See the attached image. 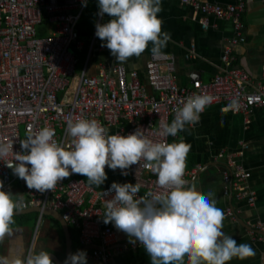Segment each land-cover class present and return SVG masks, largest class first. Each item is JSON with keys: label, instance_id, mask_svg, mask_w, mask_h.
Masks as SVG:
<instances>
[{"label": "built area", "instance_id": "obj_1", "mask_svg": "<svg viewBox=\"0 0 264 264\" xmlns=\"http://www.w3.org/2000/svg\"><path fill=\"white\" fill-rule=\"evenodd\" d=\"M88 3L89 0H0V143L13 145V153L21 152L22 132L27 137L45 126L56 131V141L70 147L67 121L81 118L99 121L109 134L127 136L142 129L154 142H177L176 137L157 133L162 124L174 119L175 109L182 107V101L194 93L212 95L216 97L212 105L224 104L225 111L245 118L255 108L264 107V84L247 89L248 77L235 63L229 47L221 56L219 73L207 83L192 81L187 87L177 84L174 58L166 53L158 57L150 54L144 77L121 65L100 66L96 74H87L94 39L85 49L77 24ZM181 3L204 17L230 19L234 27L230 44L244 41L241 14L245 11V0H235L234 5L227 7L201 0H181ZM47 25L52 32L38 35L37 28ZM202 25L205 27L206 19ZM232 98L239 100L238 110H227ZM216 157L225 158L220 172L224 196L252 204L250 174L236 163L238 156L219 153ZM13 160L9 154L0 161L2 188L17 181L26 197L23 208L58 213L78 233L82 247L96 243L87 255V264H110L117 234L114 225L105 224L102 216L107 200L115 195L114 191L111 196L104 195L111 184L104 182V186L96 189L77 177L79 174H72L58 182L54 190L40 193L28 189L25 181L7 167L6 163H18ZM144 165L143 160L132 165L124 170L127 175H122L120 169L114 170L122 179L118 184L138 183L137 198L146 197L149 192L164 193L156 184V174ZM198 169L199 166L186 171L184 178L187 180ZM108 171L113 170L106 166L105 172ZM224 216L236 218L233 203L227 206ZM256 226L257 231L262 227L259 223Z\"/></svg>", "mask_w": 264, "mask_h": 264}, {"label": "clouds", "instance_id": "obj_2", "mask_svg": "<svg viewBox=\"0 0 264 264\" xmlns=\"http://www.w3.org/2000/svg\"><path fill=\"white\" fill-rule=\"evenodd\" d=\"M98 15L112 19L95 25V35L120 63L141 57L151 43L153 57L171 39L162 31L161 0H98ZM216 97L192 94L175 109L170 124L161 125L157 133L177 137L188 126H195L200 115L212 105ZM239 100L232 98L227 110H238ZM66 132L70 147L56 141V131L48 126L30 132L20 142L21 152L13 153V145L0 143V161L9 154L18 163H6L13 174L25 181L28 189L40 193L54 190L58 182L72 174L87 178L89 185L100 187L107 175L105 167L124 170L145 161V167L156 174V184L162 194L149 192L137 198L140 185L113 183L104 192L115 195L107 200L104 223L134 237L151 258V264H227L236 258L245 260L256 255L249 244L240 243L222 231L224 214L216 207L213 193L204 194L189 185L184 178L186 160L191 145L180 138L178 142H154L142 129L127 136L109 134L99 121L77 119L67 121ZM30 165L31 167H27ZM3 185L0 184V188ZM24 206L22 199L0 191V243L13 234L14 215ZM0 264H53L46 250L38 253L20 251L18 255L0 256ZM64 264H87V253L69 254Z\"/></svg>", "mask_w": 264, "mask_h": 264}, {"label": "crops", "instance_id": "obj_3", "mask_svg": "<svg viewBox=\"0 0 264 264\" xmlns=\"http://www.w3.org/2000/svg\"><path fill=\"white\" fill-rule=\"evenodd\" d=\"M201 1L224 7L235 4V0ZM161 7L158 18L163 22L162 31L171 37L162 53L174 58L179 86H190L192 81L209 82L220 72L221 56L226 47L231 48L236 58L235 63L246 73L249 82L247 89H256L264 84V0H245V11L241 14L244 41L236 45L230 44L234 36L230 19L204 17L183 5L181 0H161ZM98 12V0H89L77 24L85 49L89 48L85 46L86 43L90 45L98 19L100 18V24L112 19L107 14L101 18ZM205 19L204 27L202 20ZM102 43L106 41H101L95 36L87 74H96L100 66L121 65L128 71L140 73L141 77L145 76L146 63L152 54L151 43L141 57H132L123 64H120L106 47H101ZM223 107L224 104L218 103L205 109L199 122L178 133L176 140L178 142L183 138L185 143L191 145L186 160V171L200 167L188 175L189 185L204 194L212 192L216 207L220 208L223 214L227 206L233 203L237 216L234 219L224 216L222 231L225 235L233 237L238 244H249L255 250L254 257L245 260L234 258L227 264H264V107L252 110L248 118L234 115ZM169 142L173 143L171 140ZM219 153L224 156L237 155L236 163L249 172L248 187L254 196L252 204L246 200L236 201L235 198L224 196L220 172L225 158H217ZM106 175L107 184L122 181L114 171H108ZM0 191L12 194L13 199H22L24 203L26 201L17 181L6 189L0 188ZM104 215L105 212L103 221ZM13 219V234L0 243V256L18 255L21 250H34L37 253L46 250L50 257L56 259L52 261L53 264H64L69 254L84 251L88 255L97 246L95 243L82 247L78 233L73 227L66 225L69 240L67 250V241L61 225L49 215L40 216L34 208L22 207ZM258 223L262 226L259 231L256 226ZM116 234L117 242L111 247L110 264H151V258L139 241L118 229Z\"/></svg>", "mask_w": 264, "mask_h": 264}, {"label": "water", "instance_id": "obj_4", "mask_svg": "<svg viewBox=\"0 0 264 264\" xmlns=\"http://www.w3.org/2000/svg\"><path fill=\"white\" fill-rule=\"evenodd\" d=\"M36 210V212H38L39 214L41 213L42 215L43 214H46V215H49L50 217H52L53 219H55L62 227V230L65 234V237H66V241H67V250L68 249V245H69V240H68V237H67V226L65 224V222H63L58 213L54 212V211H51L49 209H39V208H34ZM69 254V253H68ZM52 261H56V259H54L53 257H51Z\"/></svg>", "mask_w": 264, "mask_h": 264}, {"label": "rangeland", "instance_id": "obj_5", "mask_svg": "<svg viewBox=\"0 0 264 264\" xmlns=\"http://www.w3.org/2000/svg\"><path fill=\"white\" fill-rule=\"evenodd\" d=\"M97 23H100V18L98 19ZM51 32H52V27L50 25L42 26V27L37 28L38 35H46V34H49ZM95 32H96V27L94 29V33H93V38L92 39H95V36H96ZM88 46H90L89 43H86L85 47H88ZM80 54L82 55V53H80ZM80 72H81V66L78 67L77 74L79 75ZM75 88H76V85L73 86V90H75ZM24 139H26V135H25V133L22 132V140H24Z\"/></svg>", "mask_w": 264, "mask_h": 264}, {"label": "trees", "instance_id": "obj_6", "mask_svg": "<svg viewBox=\"0 0 264 264\" xmlns=\"http://www.w3.org/2000/svg\"><path fill=\"white\" fill-rule=\"evenodd\" d=\"M77 177H81V178H83L84 181L88 184V182H87V178H86V177L81 176V175H77ZM88 185H89V184H88ZM91 186H93V187L96 188V189H100L102 186H104V183H103L102 185H100V187H96V186H94V185H91Z\"/></svg>", "mask_w": 264, "mask_h": 264}]
</instances>
